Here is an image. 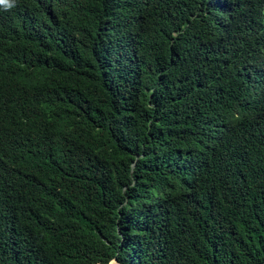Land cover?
<instances>
[{
	"label": "trees",
	"instance_id": "16d2710c",
	"mask_svg": "<svg viewBox=\"0 0 264 264\" xmlns=\"http://www.w3.org/2000/svg\"><path fill=\"white\" fill-rule=\"evenodd\" d=\"M264 264V0L0 2V264Z\"/></svg>",
	"mask_w": 264,
	"mask_h": 264
},
{
	"label": "snow or ice",
	"instance_id": "6c2138e0",
	"mask_svg": "<svg viewBox=\"0 0 264 264\" xmlns=\"http://www.w3.org/2000/svg\"><path fill=\"white\" fill-rule=\"evenodd\" d=\"M0 2H4V0H0Z\"/></svg>",
	"mask_w": 264,
	"mask_h": 264
},
{
	"label": "water",
	"instance_id": "95a60500",
	"mask_svg": "<svg viewBox=\"0 0 264 264\" xmlns=\"http://www.w3.org/2000/svg\"><path fill=\"white\" fill-rule=\"evenodd\" d=\"M113 261L117 263V261H116V260H113ZM117 264H118V263H117Z\"/></svg>",
	"mask_w": 264,
	"mask_h": 264
}]
</instances>
